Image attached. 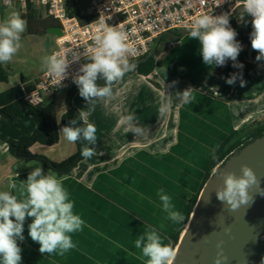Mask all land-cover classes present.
<instances>
[{
  "label": "crops",
  "instance_id": "obj_1",
  "mask_svg": "<svg viewBox=\"0 0 264 264\" xmlns=\"http://www.w3.org/2000/svg\"><path fill=\"white\" fill-rule=\"evenodd\" d=\"M51 32L56 42L59 29ZM55 42L37 39L46 64L1 93L22 96V86L50 69ZM220 63L198 80L146 75L136 66L117 70L113 85L91 86L88 100L74 106L93 139L69 175L46 166L11 172L7 141L31 136L36 123L0 112V264H170L216 151L233 133L244 134L247 122L264 120V89L249 98L247 77L228 80ZM240 80L237 93L233 83ZM82 88L64 92L75 97ZM69 111L63 108L60 120ZM66 129L74 130L73 143L52 162L78 152L75 128H61L57 144Z\"/></svg>",
  "mask_w": 264,
  "mask_h": 264
},
{
  "label": "built area",
  "instance_id": "obj_2",
  "mask_svg": "<svg viewBox=\"0 0 264 264\" xmlns=\"http://www.w3.org/2000/svg\"><path fill=\"white\" fill-rule=\"evenodd\" d=\"M83 2H88L86 11L79 6ZM74 4L81 18L70 15ZM10 5L40 9L60 24L50 69L22 86V98L34 106L42 104V93L93 82L143 59L158 38L178 29L210 31L207 37L225 46L230 58L245 49L235 44L228 22L243 5L256 21L255 47L264 48V0H0V10ZM167 44L175 47L174 40Z\"/></svg>",
  "mask_w": 264,
  "mask_h": 264
},
{
  "label": "water",
  "instance_id": "obj_3",
  "mask_svg": "<svg viewBox=\"0 0 264 264\" xmlns=\"http://www.w3.org/2000/svg\"><path fill=\"white\" fill-rule=\"evenodd\" d=\"M244 11L250 14L255 31L248 51L252 59L257 40L252 9L240 6L228 22ZM209 32L178 29L166 35L175 41L191 33L207 36ZM160 41L161 37L145 58L117 70L132 69L147 62L160 51ZM252 61L264 64V59ZM102 80L103 76L99 75L88 84ZM193 212L170 264H264V135L216 168L205 183Z\"/></svg>",
  "mask_w": 264,
  "mask_h": 264
},
{
  "label": "rangeland",
  "instance_id": "obj_4",
  "mask_svg": "<svg viewBox=\"0 0 264 264\" xmlns=\"http://www.w3.org/2000/svg\"><path fill=\"white\" fill-rule=\"evenodd\" d=\"M79 6L82 10L86 11L88 2H83ZM0 13L2 15L0 22L3 36V40L0 42V65L9 74V82L0 83L1 93L11 88L12 83H17L21 74L31 73L32 75L46 64L47 60L44 58L45 48L43 45L37 43V39L43 41L45 45L52 42L54 43L55 35L51 32V28L60 30V24L58 21L48 17L46 13L40 9L37 11V19L34 20L32 18H24L23 15L26 14L27 11L23 10L20 6L10 5L7 8L2 7ZM86 18L90 19L91 17L88 15ZM174 43L175 47L173 49L169 47L167 43L162 48L159 46L160 51L153 57L155 72H158L159 75L163 77H172L175 80L187 78L198 80L202 73L210 71L215 67L214 64L206 58L205 52H207L212 44L217 43L216 40L212 38L209 39L206 35L191 33L181 37L179 40H175ZM227 61L228 60L225 62ZM223 65H225L224 62L220 63L219 66L222 67ZM115 73L117 74L118 72L116 71L114 74ZM134 73L135 72H120L119 77L121 74L134 75ZM119 79L122 81L123 78ZM241 81L242 80L233 83L235 86L234 90H237V93L240 92L239 85H242ZM74 87L77 86H68L65 89ZM226 88L229 87L226 86ZM65 89L55 94L42 93L41 95L43 103L42 110L57 121L59 131L61 128H66L60 124V116L63 108L64 110H66V107L70 110H77L74 106L76 100L81 99L84 103L90 97L87 89L92 88L83 87L77 91V96L70 98H68L69 93L64 92ZM263 89L264 70L257 75L245 78V92H248L247 96L249 98H256L257 100L258 96L261 94L259 91ZM87 94L88 96L86 97ZM258 102L260 103V101ZM102 104L112 105V100L108 102L102 100ZM25 116L29 121H35L29 114H25ZM35 125L37 127V124ZM252 126H254V124L251 121L247 122L245 131H250ZM62 133L63 141L60 144L51 147L42 143H36L30 151L34 155L42 156L49 160L55 159L54 155H60L65 144L72 142L74 130L66 129L63 130ZM8 165L13 167L11 172H21L33 168H46L45 164L37 159L18 160L15 156H11Z\"/></svg>",
  "mask_w": 264,
  "mask_h": 264
},
{
  "label": "trees",
  "instance_id": "obj_5",
  "mask_svg": "<svg viewBox=\"0 0 264 264\" xmlns=\"http://www.w3.org/2000/svg\"><path fill=\"white\" fill-rule=\"evenodd\" d=\"M69 11L71 16L76 15L80 17V9L76 4L69 8ZM23 16L24 18L34 19L38 15L36 12L32 13V7L29 6L27 13ZM231 25L234 33L235 44L245 46V49L238 50L229 58L222 71L223 75L228 80H238L259 73V65L252 60L262 61L264 59V48L259 50L255 47L252 59H250L248 51L255 36L254 26L250 14L247 11L241 12L240 15L231 22ZM2 40L3 36L0 25V42ZM168 40V36L162 37L159 45ZM226 54L227 50L225 46L221 43H216L211 45L210 49L206 53V57L215 65H218L221 61H225ZM137 69L146 75L153 73L155 70L153 57H151L147 62L137 65ZM114 72L106 74L103 77V80L97 84L85 83L83 87L91 88V86L98 85H113L116 80L113 76ZM8 79L9 74L0 65V83L8 82ZM0 109V112H2V114L10 121H15L18 118L23 117L25 114H29L37 124L36 130L31 136L22 137L16 141H7L9 151L15 157L25 160L37 159L42 161L47 168L56 171L59 175H69L77 167L78 163L84 159L86 148L92 140L93 133L90 126L84 122L81 113L77 110H70L68 114L62 117L60 124L63 127L75 128L78 136V152L67 160L56 163L42 156H34L30 151L36 143L54 146L59 141V125L56 120L51 118V116L42 110V104L37 106L29 104L20 94L6 95L4 93H0ZM254 126L255 128L252 132L245 131L244 134L239 132L233 133V135H231L216 151L209 168L207 179L214 174L216 167L222 165L232 154L238 152L256 138L264 135V120ZM197 200L198 199L196 198L189 204L187 224L189 223L191 213L194 210ZM178 241L179 238L175 241L176 246L179 243Z\"/></svg>",
  "mask_w": 264,
  "mask_h": 264
}]
</instances>
